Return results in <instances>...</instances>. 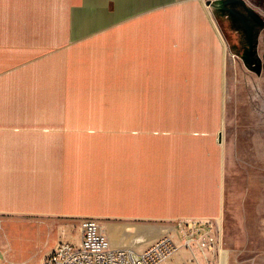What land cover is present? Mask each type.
<instances>
[{
	"label": "crops",
	"instance_id": "1",
	"mask_svg": "<svg viewBox=\"0 0 264 264\" xmlns=\"http://www.w3.org/2000/svg\"><path fill=\"white\" fill-rule=\"evenodd\" d=\"M235 62L264 99V0H0V216L76 222L43 257L86 218L136 251L222 220L227 130L264 156Z\"/></svg>",
	"mask_w": 264,
	"mask_h": 264
},
{
	"label": "rangeland",
	"instance_id": "2",
	"mask_svg": "<svg viewBox=\"0 0 264 264\" xmlns=\"http://www.w3.org/2000/svg\"><path fill=\"white\" fill-rule=\"evenodd\" d=\"M240 69L235 62L234 88L228 93L234 117L245 116L249 100L262 102L263 107L259 106L257 110L264 116L263 97L254 93ZM227 131L233 150L228 165L226 216L196 229L190 240L191 249L185 243L191 235L185 238L180 231L179 237H170L177 250L162 264H205L207 259L210 264H223L221 261L224 260H220L222 250H229L228 264H264V156L252 155L243 147L247 138L242 135L241 125H233ZM75 223L61 218L0 216V259L37 264L44 254L39 252L42 248L40 240L74 236L77 233ZM202 243L206 245L202 246Z\"/></svg>",
	"mask_w": 264,
	"mask_h": 264
},
{
	"label": "built area",
	"instance_id": "3",
	"mask_svg": "<svg viewBox=\"0 0 264 264\" xmlns=\"http://www.w3.org/2000/svg\"><path fill=\"white\" fill-rule=\"evenodd\" d=\"M186 225H188L186 223ZM181 233L190 246L194 230L187 233L186 227H180ZM79 242L59 241L43 257V264H162L167 262L177 250V246L168 236H162L141 251L131 248H115L100 223L93 218L81 221ZM202 243V246H205ZM191 249V246H190ZM0 264H15L2 262ZM205 264H210L209 259Z\"/></svg>",
	"mask_w": 264,
	"mask_h": 264
},
{
	"label": "bare ground",
	"instance_id": "4",
	"mask_svg": "<svg viewBox=\"0 0 264 264\" xmlns=\"http://www.w3.org/2000/svg\"><path fill=\"white\" fill-rule=\"evenodd\" d=\"M198 241V240H197ZM189 243H192V241H189ZM221 259L220 260H224V261H221L223 264H226L225 262H226V258H227V252H226V250H222L221 251ZM220 264V263H219Z\"/></svg>",
	"mask_w": 264,
	"mask_h": 264
}]
</instances>
